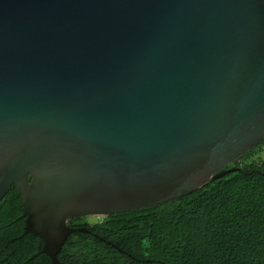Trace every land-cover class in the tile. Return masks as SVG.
I'll return each mask as SVG.
<instances>
[{
	"label": "water",
	"instance_id": "1",
	"mask_svg": "<svg viewBox=\"0 0 264 264\" xmlns=\"http://www.w3.org/2000/svg\"><path fill=\"white\" fill-rule=\"evenodd\" d=\"M264 141V0H0V209L34 256L156 208Z\"/></svg>",
	"mask_w": 264,
	"mask_h": 264
},
{
	"label": "trees",
	"instance_id": "2",
	"mask_svg": "<svg viewBox=\"0 0 264 264\" xmlns=\"http://www.w3.org/2000/svg\"><path fill=\"white\" fill-rule=\"evenodd\" d=\"M264 141L227 167L237 171L207 182L180 200L89 222L76 218L60 264H264ZM11 188L0 209V264H52L34 256L32 235Z\"/></svg>",
	"mask_w": 264,
	"mask_h": 264
},
{
	"label": "rangeland",
	"instance_id": "3",
	"mask_svg": "<svg viewBox=\"0 0 264 264\" xmlns=\"http://www.w3.org/2000/svg\"><path fill=\"white\" fill-rule=\"evenodd\" d=\"M259 157H264V152H257L255 153V155L253 156L252 160H257ZM87 220L89 222H95L96 220H98L100 217H86Z\"/></svg>",
	"mask_w": 264,
	"mask_h": 264
},
{
	"label": "clouds",
	"instance_id": "4",
	"mask_svg": "<svg viewBox=\"0 0 264 264\" xmlns=\"http://www.w3.org/2000/svg\"><path fill=\"white\" fill-rule=\"evenodd\" d=\"M100 218H103V217H100Z\"/></svg>",
	"mask_w": 264,
	"mask_h": 264
},
{
	"label": "flooded vegetation",
	"instance_id": "5",
	"mask_svg": "<svg viewBox=\"0 0 264 264\" xmlns=\"http://www.w3.org/2000/svg\"><path fill=\"white\" fill-rule=\"evenodd\" d=\"M12 188H14V187H12Z\"/></svg>",
	"mask_w": 264,
	"mask_h": 264
}]
</instances>
